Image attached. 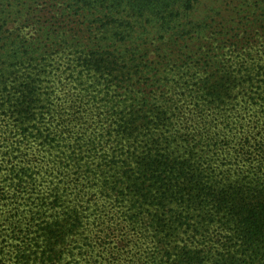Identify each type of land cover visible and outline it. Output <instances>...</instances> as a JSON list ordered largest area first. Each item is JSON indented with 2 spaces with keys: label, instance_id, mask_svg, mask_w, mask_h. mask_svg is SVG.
<instances>
[{
  "label": "trees",
  "instance_id": "16d2710c",
  "mask_svg": "<svg viewBox=\"0 0 264 264\" xmlns=\"http://www.w3.org/2000/svg\"><path fill=\"white\" fill-rule=\"evenodd\" d=\"M220 236H264V0H0V264Z\"/></svg>",
  "mask_w": 264,
  "mask_h": 264
},
{
  "label": "rangeland",
  "instance_id": "374dc122",
  "mask_svg": "<svg viewBox=\"0 0 264 264\" xmlns=\"http://www.w3.org/2000/svg\"><path fill=\"white\" fill-rule=\"evenodd\" d=\"M187 238L188 236L185 233H181L179 237L174 238L173 243L181 247L185 245ZM218 240L214 243V248L208 258L209 263L219 258L222 260V264H264V236L253 242L252 246L245 248L240 245L242 243L241 238L236 237L231 241L233 247L231 253L223 248L222 242L225 238L220 236Z\"/></svg>",
  "mask_w": 264,
  "mask_h": 264
}]
</instances>
